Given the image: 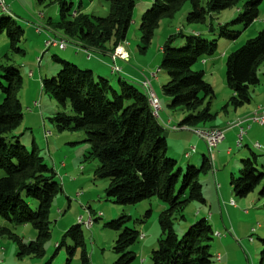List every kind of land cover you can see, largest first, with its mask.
I'll return each mask as SVG.
<instances>
[{
  "label": "trees",
  "instance_id": "trees-1",
  "mask_svg": "<svg viewBox=\"0 0 264 264\" xmlns=\"http://www.w3.org/2000/svg\"><path fill=\"white\" fill-rule=\"evenodd\" d=\"M45 0H39L43 3ZM110 4L107 17H91L81 11L72 12L65 0H55L62 5L61 22L70 37L80 36L86 47L101 51H114L126 41V34L132 22L134 8L139 0H106ZM264 0H155L151 9L142 17L141 30L144 40L150 42L159 20L172 15L182 5L189 4L191 10L188 23L203 24L214 13L231 8H245L238 21L247 26L259 18V7ZM9 12H0V36L6 33L10 49L23 53L19 48L24 30L11 18ZM73 14V15H71ZM72 18L68 20V18ZM219 36L236 41L239 33L225 31L220 27ZM210 33L214 29L210 27ZM184 42L185 46L179 47ZM218 49L216 41L208 42L199 35H185L179 32L170 36L162 48L163 60L160 69L165 70L169 81L162 87L163 93L171 98V108H179L184 119L180 127L197 128L199 124L213 122L216 114L210 104L215 98L211 84L204 79L203 71L193 67L200 60L212 58ZM60 69L56 76L43 80V91L53 97L60 111L51 122L59 132H85L86 142L91 146L90 158L99 163L95 176L108 180L105 190L107 198L119 206H135L144 201L158 199L165 206L159 216L162 235L157 249L152 252L153 264H213L212 242L215 233L207 219L191 225L179 237L174 224L184 221V212L190 203L206 204L201 174L212 168L211 161L203 156L202 165L180 167L178 161L168 155V142L164 128L153 114L147 94L140 85L122 76L112 84L109 78L96 76L93 70L80 67L59 58H54ZM264 62V29L256 37L231 53L226 61V82L233 96L229 106L241 108L252 102L251 88L260 84L258 68ZM0 92V218L7 225L0 228V237L12 236L19 245V255L41 257L44 243L50 238L49 216L55 198L62 193L54 168L45 164L36 144L31 149L21 142V135L15 131L20 127L24 109L17 96L22 86L20 71L10 65H1ZM139 86V87H138ZM71 111L72 114L68 113ZM263 168V167H262ZM264 183V171L259 168L258 156L252 153L242 160L238 178H232L234 194L245 198ZM264 197V185L259 193ZM151 210L145 217L151 216ZM129 216H121L107 223L120 232L115 243L118 260L115 264H132L136 258L129 249L135 245L140 233L127 228ZM32 225L37 239L24 244L12 232V227ZM81 225L68 233L77 247L84 248ZM260 264H264V240ZM75 248L68 253L71 261ZM82 264H89L85 250Z\"/></svg>",
  "mask_w": 264,
  "mask_h": 264
},
{
  "label": "rangeland",
  "instance_id": "rangeland-1",
  "mask_svg": "<svg viewBox=\"0 0 264 264\" xmlns=\"http://www.w3.org/2000/svg\"><path fill=\"white\" fill-rule=\"evenodd\" d=\"M65 1L71 5L74 13L81 11L91 17H107L110 13V4L106 0ZM154 1L139 0L137 2L124 42L130 60L129 62L118 60L117 64L122 69H131L144 77H151L150 74L155 73L161 67L162 48L170 36L180 31L188 36L202 34L208 42L216 41L218 49L214 57L200 60L193 69L204 71L205 81L214 88L215 98L211 101L210 109L216 114V118L213 122L199 124L194 130L219 131V129L228 128L252 116L258 112L256 110L264 112V62L258 68L260 84L251 88L252 102L250 104L238 109L229 106L233 93L226 82L227 57L264 29V2L259 7V18L249 26L238 21L245 13V8L242 6L214 13L207 18L205 23L199 24L188 23L187 16L191 6L182 5L177 12L163 16L159 20L154 35L150 42L146 43L144 32L141 30L142 17L147 10L151 9ZM4 2L9 12L3 16L11 18L17 26L24 30V37L19 45L23 53H15L10 49L6 33L0 36V64L16 67L22 76V86L17 96L23 106L24 117L15 133L21 135L20 140L26 148L31 149L33 142L36 144L45 164L54 168L62 193L55 198L49 216L51 232L50 238L44 243V255L41 257L20 256L16 238L6 235L0 237V264H82L83 250L87 253L89 264H115L118 255L114 248L120 232L110 229L107 223L124 215L131 218L127 228L135 229L140 234L146 235V238L139 239L129 249L136 256L132 264H142V259L147 262L146 264H153L152 252L157 249L162 235L159 216L164 204L155 198L135 206H119L110 201L105 193L109 181L98 179L95 176L99 163L96 159L89 157L91 146L86 142L85 132H59L55 128L51 119L57 109L60 111V108L57 101L43 91L42 86L43 80L53 78L60 69L59 64L54 60L55 57L74 64L82 70H93L96 76H108L115 86L122 74L112 73L113 62L110 56L105 59L106 61L100 68L96 54L91 52L89 56L88 52L81 48L85 43L81 41L80 36L70 37L64 28L58 25L61 22L62 9L59 2L55 0H45L43 3L39 0H4ZM70 19L72 18L69 17L68 20ZM224 25L227 28L225 31L240 34L236 41L219 36L220 27ZM210 27L214 29V33H210ZM55 37L57 40L63 39L68 43L66 50L46 48V42ZM76 41L82 43L81 47L74 46L78 45ZM178 46H185V44L181 42ZM95 68L105 72L99 73ZM168 81L169 76L165 70H161L158 78L152 80V86L165 106V110L170 112L175 123H179L185 112L183 113L179 108L170 107L171 98L167 97L162 90ZM137 84L140 85V82ZM140 88L142 89L141 85ZM68 113L72 114L70 110ZM232 121L235 122L227 127L216 128L232 123ZM249 126L250 129H248ZM243 128L246 134L241 148L237 147V138L231 136L233 132L236 133V129L238 137L241 134V127L231 129L222 144L213 150H210L193 130L191 136L194 138V143L200 144V147L197 146V153L190 158H184L182 154L180 158H176L173 156V150L180 152L181 148H177L172 142H169L170 147L168 146V155L177 160L183 169H186L192 163L191 161H196V159L195 164L191 165L200 167L203 156H207L212 168L199 177L205 199L211 202V197L213 193L216 194L217 189L222 205L225 203L222 198L224 191L231 193L228 204L231 206L232 202L236 204L235 209L239 214L234 217L236 230L227 231L221 224V220L218 221L222 225L221 232H219L222 238L215 237L211 244L214 255L213 264H218L215 255L218 246L223 254L227 251L225 246L228 247L232 257L231 264H260L261 261V240H264V197H260L259 193L264 183H261L252 194L239 198L233 192L231 181L232 178L239 177L242 160L250 157L252 153L258 156L259 168L264 171V125L250 122L245 123ZM166 131L169 132L168 129ZM173 133L178 134V132ZM256 144L261 145L262 148H256ZM229 149L232 150L231 153ZM0 176H3L1 171ZM223 185L221 190L220 187ZM215 203L214 208L218 209V203ZM149 210L152 212L151 216L146 218L145 215ZM210 213L212 212L208 206L196 202L190 203L184 212L185 220L176 221L174 224L178 236L183 237L191 225L209 217ZM226 219L229 223V218L226 217ZM90 220L92 225L88 226ZM6 225L7 222L0 218V228ZM78 225H81L83 232L84 248L77 247L74 241L66 236L73 227ZM213 225L211 222V226ZM253 229L255 231H252ZM12 232L24 244L35 241L38 236L32 225L14 226ZM225 237H228L227 243L223 241ZM74 248L73 257L68 262L70 258L68 251Z\"/></svg>",
  "mask_w": 264,
  "mask_h": 264
},
{
  "label": "crops",
  "instance_id": "crops-1",
  "mask_svg": "<svg viewBox=\"0 0 264 264\" xmlns=\"http://www.w3.org/2000/svg\"><path fill=\"white\" fill-rule=\"evenodd\" d=\"M55 38H57V37H55ZM61 40H63V39H61ZM77 44L78 45H74V46H76L77 48H79V47H81L80 44H82V43L81 42H77ZM81 48L84 49V50H86V51H88V50L89 51H92L93 54H96V57H97L96 59H97L98 63L100 64L99 65L100 68H101V65L104 64V61H106L105 59H108L109 58L110 53H111L110 50H108V49H104V50H101V51L89 49L88 47H86V44H84V46L81 47ZM118 66L120 67V65H118ZM95 69L99 73L105 72V71H100L97 68H95ZM121 70H122V73H121L122 74V77L125 78V79H127V80H129V81L136 82V83L138 82L139 83L144 78V76L135 73L134 70H131V69H122V68H121ZM204 74H205V72H204ZM106 77L108 78V76H106ZM235 112H236V110H235ZM184 117H185V114H183L181 116L180 120H183ZM158 121H159L160 125L164 128V132H165L164 135H165V137L167 139L168 146L170 147L169 142H172V143L175 144V146L177 148H181V151L180 152L173 150V154H174L173 156H175L176 158H180L179 156L182 154V156L184 158H186L185 154L187 153V151L190 148H195L196 153H197V151H198L197 146H199L200 144L199 145L198 144H195L194 143V138L191 136V132H193L194 128H191V127H188V126H184V127H181V129L179 131H173V130H171L170 128L172 126H179V123L180 122L179 123H175V121L173 120L172 115L170 114V112L168 110H165V106L163 105V103H162V111L159 113ZM233 122H235V121H232V123H227L225 126H220V127H216V128H224V127H227L229 124H233ZM167 129L169 130V132L166 131ZM170 131L178 132V134H174L173 132H170ZM235 131H236V133L233 132V135L231 134V136H232V138L234 137L235 139L236 138L238 139V137L236 136L237 135V130L235 129ZM237 139H236V141H237ZM172 149H173V147H172ZM200 152H202V150ZM196 161H197V159H196ZM196 161H191V162L195 164ZM64 168H66V166H64ZM223 187H224V185L221 186L220 189L222 190ZM65 188H66V186H65ZM222 194H223L222 195V198L225 200V203H223V205L221 204V198H220V195H219L217 189H216V194L213 193V196L211 197V202H208L207 199H206V204L204 205V206H208L210 208L211 212H212V213H210V216L209 217H205V219H207V221L209 222L210 225H211V222H212V225L214 224L212 226V228H213V231H214L215 234H217V233L220 234L219 232H221L220 231V228L222 227V225H223V227L227 231H229L231 229L236 230V224L234 222V217H236V216L239 215L238 212H237V210L235 209V207L233 208L230 204H228V201L231 198L230 197L231 196V193L229 191H224ZM215 202L218 203V207H217L218 209H215L214 208L215 207V204H216ZM223 206H224V208H223ZM164 209H165V206L163 205V210ZM226 217L229 218L230 225L227 222ZM219 219L221 220V224L222 225L219 224V222H218ZM141 235H145V234L143 233ZM145 238H146V235H145ZM217 238H222V235L220 234V237H217ZM223 241H224V243H227L228 237L225 240H223ZM225 247L227 248L226 249L227 251H226L225 254H223L221 252V249H220L219 246L216 247V254H215L216 255V258L218 256L221 257V261H218L217 260L218 261V264H231L232 257H231L230 251H229V249H228L227 246H225ZM141 263L142 264H146L147 262L142 259Z\"/></svg>",
  "mask_w": 264,
  "mask_h": 264
},
{
  "label": "built area",
  "instance_id": "built-area-1",
  "mask_svg": "<svg viewBox=\"0 0 264 264\" xmlns=\"http://www.w3.org/2000/svg\"><path fill=\"white\" fill-rule=\"evenodd\" d=\"M8 10L9 9L6 6L4 0H0V12H5ZM38 33H40V30H38ZM67 45H68V43L66 41L57 40V38H51L45 44L47 49L59 48L61 50H65L67 48ZM88 54H89V56H91V53L88 52ZM110 58L112 59V62H113L112 73L113 74H121L122 70L120 67L117 66L116 63L118 60L127 62L125 57L122 56L121 54H119L117 56H110ZM150 75L152 78L151 77H144V79L140 82V85L143 86L144 88H146V91H149V94L152 98V104L155 108H157L158 113H159L162 110V104H161V101H160L158 95L156 94V92L152 86V80L157 79V76H158L157 71L155 73L150 74ZM257 111L258 112L254 113L252 116L247 117L245 121H239V122L235 123V125H231L228 128L219 129V131L195 130L194 132L199 136V138L201 140H203L207 144V146L209 147L210 150H213V149L217 148L220 144H222V142L229 135L231 129H234L236 127H241V134L238 136V140H237V147L241 148L244 136L246 134V130L243 128V125L245 123H250V122L257 123L260 125H264V112L261 113L260 110H257ZM171 129L173 131H177V130H179V126H173V127H171ZM248 129H250V126ZM255 147L259 148V149L262 148L261 145H259V144H256ZM231 152H232V150L229 149V153H231ZM193 153H196L195 148H190L187 151V153L185 154L186 158H190L193 155ZM232 206H234V205L232 204ZM91 225H92L91 223H88V226H91ZM252 231H255V230L253 229ZM139 238L144 239L145 235H140ZM218 261H221V257L219 258Z\"/></svg>",
  "mask_w": 264,
  "mask_h": 264
},
{
  "label": "bare ground",
  "instance_id": "bare-ground-1",
  "mask_svg": "<svg viewBox=\"0 0 264 264\" xmlns=\"http://www.w3.org/2000/svg\"><path fill=\"white\" fill-rule=\"evenodd\" d=\"M126 44L124 43H122L121 45H119L112 53H110V56H117V55H119V54H121L122 56H124L125 57V59H126V61L127 62H129V60H130V55H129V53L127 52V50H126ZM88 52L89 53H91L92 51H89L88 50ZM161 73V69H158V71H157V74L159 75ZM120 75V74H119ZM157 78H158V76H157ZM142 88L144 89V91H145V93L147 94V97H148V101H149V104H150V106H151V108H152V111H153V114H154V116L156 117V118H159V113H158V110H157V108H155L154 106H153V104H152V98H151V96H150V94H149V91H146V88H144L143 86H142ZM246 119H243V120H240V121H245ZM196 130H201V129H196ZM195 131V130H194ZM262 147V146H261ZM193 154H195V153H193ZM232 204L236 207V204L234 203V202H232ZM82 222V221H81ZM88 223H91L92 224V221L90 220ZM215 237H220V234H215ZM219 258H220V256H218L217 257V260H219Z\"/></svg>",
  "mask_w": 264,
  "mask_h": 264
}]
</instances>
